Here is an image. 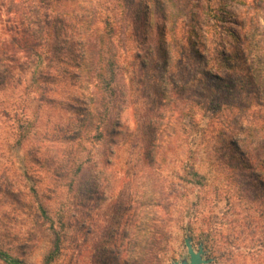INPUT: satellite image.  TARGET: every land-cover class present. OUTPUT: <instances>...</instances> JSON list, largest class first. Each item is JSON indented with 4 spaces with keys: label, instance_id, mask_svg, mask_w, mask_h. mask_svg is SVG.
<instances>
[{
    "label": "rangeland",
    "instance_id": "obj_1",
    "mask_svg": "<svg viewBox=\"0 0 264 264\" xmlns=\"http://www.w3.org/2000/svg\"><path fill=\"white\" fill-rule=\"evenodd\" d=\"M19 2L0 0V248L26 264H47L55 244L59 251L49 264H172L188 258L186 237L196 251L199 240L214 237L207 236L210 229L223 226L238 232L233 246L243 254L214 259L213 240L203 248L208 264H257L248 254L257 248L251 247L248 226L256 216L254 202L241 199L244 188L232 180L228 161L238 139L235 124L248 125L244 119L263 107L240 91L234 98L222 90L211 93L213 77L195 73L182 26L167 72L150 61L140 67L131 58L132 23L123 20L127 0L62 2L97 13L99 29L106 17L121 29L105 45L116 58L114 73L100 61L88 83L66 53L79 62L77 45L69 47L61 36L54 54L68 64L58 56L49 60L52 40L43 23L36 25L29 13L15 26L22 20ZM203 4L222 10L217 43L208 34L214 18L200 16L207 26L200 24L199 35L214 49L203 59L210 69H217L212 61L221 45L251 57L234 58V73H246L251 62L256 67L258 56L264 57V0ZM25 46H32L31 53ZM106 79L111 90L102 85ZM253 134H243L244 143L255 141ZM38 203L50 222L39 216ZM240 220L244 224L232 226Z\"/></svg>",
    "mask_w": 264,
    "mask_h": 264
},
{
    "label": "trees",
    "instance_id": "obj_2",
    "mask_svg": "<svg viewBox=\"0 0 264 264\" xmlns=\"http://www.w3.org/2000/svg\"><path fill=\"white\" fill-rule=\"evenodd\" d=\"M63 1L67 0H20L18 10L17 7H15V11H20L19 14L23 21L18 20V22H15V26L23 25L29 13L31 14L30 19H32L36 25L39 26L43 23L44 26L41 27L45 28L48 33L47 40H52V42L47 41L48 48L45 53L46 59L49 60L58 56L60 61L66 62L62 56L54 54L56 52L54 43H56L61 36L62 39L60 38V40H64L69 47L77 45L80 52V56L78 57L79 62L76 61V57H71L72 52L66 50V53L70 56V61L77 64L76 66L80 73L85 74V80L88 83L91 73H94V67H96L100 61H106L105 66L108 67L111 73H114L113 68H115L116 58L114 54L110 52L109 47L105 45H108V43L115 38L116 32H120L121 29L111 25L108 17L103 19L104 26H102V29H99L95 24L96 19H98L97 13L95 15V13L92 14L88 10L82 12L76 9L71 10V8L62 5ZM201 1L204 2V0ZM201 1L127 0L129 4L128 8H130L126 11L123 20L131 21L132 23V34L129 36L132 37V42L135 45L133 52H131V58L138 62V65L142 68L144 66L147 67L150 61L149 63H153L157 68H161L163 72H167L166 70L173 61L174 37L178 34V27L182 26L184 27L182 40L192 49V60L197 63L195 73L201 77H213L211 93L215 94L216 91L219 92L220 90L221 92L222 90V94L230 95L234 98L236 96L235 93L240 91L248 97L251 96V98L256 101L257 106L263 107V111L258 110L250 116V119H244L248 125L243 126L242 122L235 124L234 128L238 132V139L232 144V146H235V152L232 158L229 159L228 166L234 172V174L231 175L232 180H235V183H237L239 187L244 188V190L242 189L241 191L243 193L241 199L244 200L251 197L254 202L252 208L256 216L250 218L251 221H249L248 224L251 229L250 237L248 234L247 235L252 242L251 247L254 248L257 246V248L251 249V251H248V254H251L253 259L257 261V264H264V225L261 223V221L264 220V57L258 56L256 67L254 68L251 62L244 69L246 73H234V58L248 60L251 57H249V54L244 57L242 51L234 50V52H232L233 50L224 49L221 45V48L217 49L218 51L214 56L215 59L212 61L216 64L217 69H215V71L211 70L210 68L213 67L208 66L209 61L203 59L205 57L207 58L210 54L212 55L214 49L210 52L206 45L207 39L203 34L201 36L199 35V32L202 31L200 24L205 22L207 26V22L204 21L203 18H200V16L204 15L207 19L209 17L214 18L215 23L213 24V28L211 29L212 26H208L207 29H211L208 33L212 38L211 40L215 39V41L212 42L217 43L220 37H215L218 33V29H216L217 27L215 28V26H217V21H220L218 18L222 14V10L215 9L211 11L204 6L203 2L200 3ZM38 2H40V7L37 6ZM196 9L201 10L202 13L196 12ZM11 26L14 28V25L11 24ZM219 27L223 28L225 31V27ZM215 31L217 33H215ZM231 35L235 41H238L237 37L233 34ZM245 39H247V37H245ZM220 44L221 43H218L217 45L220 47ZM31 48L32 46H25L23 50L31 53ZM202 51L203 53H201ZM67 61L69 62V60ZM109 83H111V80L107 79L102 83L104 89L109 88V90H111ZM94 95V91L89 90L88 99L90 104H95L94 111L96 112L98 103ZM100 96L101 105L105 103V99L102 95ZM86 112L89 115V111ZM238 115L241 116L240 113H238ZM86 121L87 119L85 122ZM247 131L251 136L254 133L255 141L250 143L251 145L253 143L258 145V150L251 148L249 145L250 143H244L245 137L242 138L241 136L247 133ZM247 188L251 189L253 193L245 194L244 191ZM37 209L39 211V216L42 217L43 220L50 222L47 211L43 208L41 203H38ZM239 223L244 224V222L240 220L238 222L235 221L232 226L238 224L240 227ZM223 228V226L219 229L215 228L214 232H211L210 229L207 236L214 233V237H211L209 240L201 239L198 244H201L203 249L205 246L207 248V244L209 242L211 244L214 240L215 247L212 249L214 259H236L243 254L242 251H239L238 248L233 246V242L237 240L236 233L238 232L233 230V227L230 231L222 230ZM57 236L56 233V242L58 243ZM244 240H247L246 237L242 238L241 241ZM58 251V246L55 244L54 250L46 257L47 264L53 261ZM207 260H209V262L212 261L211 259ZM0 261L4 264H26L22 259L13 257L1 248ZM124 263L127 264L128 260H125Z\"/></svg>",
    "mask_w": 264,
    "mask_h": 264
},
{
    "label": "water",
    "instance_id": "obj_3",
    "mask_svg": "<svg viewBox=\"0 0 264 264\" xmlns=\"http://www.w3.org/2000/svg\"><path fill=\"white\" fill-rule=\"evenodd\" d=\"M192 239L186 237L184 240L185 247L187 249V259H181L180 261H174L172 264H208L209 260L204 259V252L202 245H198L197 250L195 251L192 246Z\"/></svg>",
    "mask_w": 264,
    "mask_h": 264
}]
</instances>
